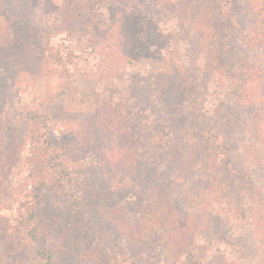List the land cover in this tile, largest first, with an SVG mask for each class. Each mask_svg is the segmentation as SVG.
<instances>
[{
	"label": "trees",
	"instance_id": "trees-1",
	"mask_svg": "<svg viewBox=\"0 0 264 264\" xmlns=\"http://www.w3.org/2000/svg\"><path fill=\"white\" fill-rule=\"evenodd\" d=\"M42 1L45 6L55 3L57 7V16L52 13L50 16L44 14L43 19L46 23L51 22V30L58 31L62 36L61 45L76 43L78 47L86 37L92 41L96 40L93 32L96 30L100 33L97 25L92 36H88L85 30L76 26V23L80 25L79 19L83 18V15L78 11H75L74 18L68 15L69 8H72L69 12L73 13L74 0H32L31 8L36 4L37 9H41L39 2ZM162 7L174 8L179 23L189 21L196 37L189 46L183 66H180L174 75H159L150 80L153 83L149 89L156 90L154 94L149 93V98L156 99L159 96L163 104L157 100L155 115L158 116H148L152 123L148 125L147 131L152 132L148 140L136 141L135 133L139 132L140 128V125L136 124H141L140 116H137L139 119L131 125L134 137H121L125 144H122L119 138L122 127L115 129L117 124H112V127L115 126V132L107 130L105 117L116 121L125 102H118L114 95L98 96L100 102L96 113L84 117L82 129L78 133L67 137L52 135L51 124L54 117L49 108L14 87L7 78V70L1 66L0 60V85L11 84L9 90L7 86H0V115L11 112L12 116L25 121L28 128L24 136L29 157L26 179L35 206L31 201L30 205L33 207L29 209V213L32 220L22 217L25 228L23 241L35 247V254L43 264H53L54 257L48 252L47 238L44 235L39 237L42 224L36 207L45 193L70 192V197L76 200L80 192L75 188L79 179L77 173L82 168L78 167L76 157L70 153V149L83 151L97 143L101 144L106 139L109 142L101 152L102 160L106 163L119 161L124 168L123 174H128L132 179L139 177L148 185V189L153 190L152 194H149V202L140 201L142 212L134 214L135 217L130 223L121 216H124L122 214L125 211L127 214L134 211L130 207L138 200L135 194L132 193V197L127 201L125 198L118 203L113 212L118 216L115 221L116 231L125 239V250L132 254L131 263L244 264L243 256L247 249L244 253L241 245L245 243L252 252L248 264H264V185L257 186L256 182L262 179L255 181L254 176L259 171L264 178V0H174L173 4L163 3ZM11 10L8 15L13 17V6ZM36 12L38 11H30L31 14ZM28 16L31 18L30 14ZM36 21L35 16L34 24H37ZM116 24L112 19L110 28H115ZM39 26H43L42 21ZM123 28L127 30L124 26L123 32ZM43 29L49 31L47 37L52 35L48 26ZM120 29L121 26H117L118 34L109 38V41H112L109 46L111 52H125L127 49L118 40H122ZM40 34L34 33V43L38 44L37 37H43ZM64 37L67 40L63 39ZM89 40L85 42H90ZM46 41L47 47L55 48L51 40L46 38ZM236 50L238 54H234ZM126 53L112 54L113 60L119 62L124 59L126 65L130 64L133 54ZM81 55L66 54V59H79ZM2 56L3 54H0V57ZM22 56L26 61L32 59L33 62H40L44 57H51L56 61H59L56 56L63 59L60 54ZM85 56L89 58L90 64L97 63L98 66L110 60L107 56L100 57V54ZM58 63L67 65V69L70 67V64L60 61ZM115 80L116 84L120 82L117 78ZM146 82L137 78L136 82L129 84L127 94L137 93L139 90L143 93V88H148ZM133 95L135 98L132 105L140 102L143 106L140 95ZM27 100L29 101L24 103ZM113 100L117 102L114 104ZM145 105H149V102H145ZM161 108L174 111V114L163 113ZM179 120L185 121L184 124H180ZM167 125L178 128V134L156 131ZM5 128V125L0 127L2 133L6 132ZM93 128L96 130L94 133ZM236 130L241 142L240 148H236L235 144L231 145V137L235 136ZM107 133H110L111 137L107 138ZM182 133H187L190 140L184 144V150L180 151L183 144ZM164 139L168 140L164 142ZM1 140L6 143L9 137L1 136ZM237 152L241 154L235 158L233 153ZM94 165L97 170L92 173L93 181L97 183V180H105L104 169L101 168L103 164L94 163L91 168H94ZM108 171L110 173V170ZM184 172L190 173L188 181L192 186L181 195L187 202H192L196 214L201 215L199 218L190 217L195 226L189 229L185 226L189 219H185L181 224L176 222L174 216H171L173 213L168 202L160 196L167 193L168 186H173L174 181L181 182L176 180H180L178 177L181 173L185 175ZM174 173L179 176L176 177ZM72 187L75 189L72 190ZM84 195L85 191L82 199L86 197ZM221 213L229 216L231 225L227 228L221 227ZM170 222H175V225H170ZM204 226L208 231V239L205 241L202 238L204 240L201 243L202 240L199 239L205 233ZM5 232L8 231L0 225V243H3L2 236ZM151 236L158 238L156 249L161 253L159 258L153 256L157 250L148 249ZM201 250L205 251V255L199 253Z\"/></svg>",
	"mask_w": 264,
	"mask_h": 264
},
{
	"label": "rangeland",
	"instance_id": "rangeland-1",
	"mask_svg": "<svg viewBox=\"0 0 264 264\" xmlns=\"http://www.w3.org/2000/svg\"><path fill=\"white\" fill-rule=\"evenodd\" d=\"M31 1L0 0V54H3L0 60L1 66L7 70V78L11 80L10 83L14 87L36 101L42 102V106L49 108V112L54 117L51 124L52 135L67 137L78 133L82 129L84 117L96 113L100 102L98 96L114 95L118 102H125L123 105L121 104L120 115L116 117V121L114 119L110 121V118L105 117L104 121L108 126L110 124V127L107 126V130H111V133L115 132L113 130L115 126L112 127V124H117L115 129H118V126L122 127V131H119V138L121 143L125 144L126 142L122 138L134 137L131 125H134L139 119L137 116H140L141 124H136L140 125L139 132L135 133L136 141L139 139L148 140L152 136V132L147 131L148 125H152L148 116H158L155 115L157 100L163 104L159 96L156 99L149 98V93L154 94V90H156L149 89L153 83L150 80L159 75H174L177 69L183 66L185 55L190 49L189 46L196 37L190 28L189 21L179 23L174 8L164 9L162 7L163 3L173 4L174 0H91L90 3L74 0L73 13L69 12V9H72L69 8L68 15L70 18H74L75 11L83 15V18L79 19L80 25L76 23V26L85 30L88 36H92L96 25L97 28H100V33L96 30L93 32L96 40L92 41L91 38L86 37L84 42L78 41L80 43L78 47H76V43L69 44V46H67L68 43L61 45L62 36L57 33L58 31L51 30V22H44V14L58 15L59 12L55 11L57 9L55 3L52 6H45L44 1L39 2V6L42 7L39 10H43L40 12L36 4L31 8ZM10 5L14 7L13 17L8 15L12 11ZM33 10L38 12L31 14L30 11L33 12ZM28 14L31 15V18ZM35 16L37 24H34ZM185 16L187 15L185 14ZM187 18L190 16L188 15ZM112 19L117 23L115 28H110ZM40 21H42V27L39 26ZM123 24L127 29L123 28L124 32L122 31ZM46 26L53 38L47 37L49 31L43 29ZM117 26H121L120 37L122 40L118 38V35L116 36L126 46L125 52L123 50L111 52L109 47L112 43L109 38L118 34ZM37 32L43 35L39 39L37 37L38 44L32 41L34 33ZM46 38L55 44V48L47 47ZM63 39L67 40L66 37ZM87 40L90 42H85ZM126 52L133 54L130 64L126 65L124 59L119 62L113 60L112 54H127ZM235 53L238 54V50ZM12 54L16 55L12 56ZM22 54H60L63 59L58 56L56 59L63 64H70V67L67 69V65H60L59 61L51 57H44L40 62H33L32 59L26 61ZM66 54L82 55L79 59L70 57L66 59ZM85 54H100V57L107 56L110 60L98 66L97 63L90 64L89 58ZM116 78L120 81L118 84H116ZM137 78L147 81L148 88H143V93H141L142 90H139L137 93L128 95L129 84L136 82ZM2 85L7 86L8 90L11 86V84L4 83ZM141 86L143 87V85ZM133 94L140 95L141 102H144L143 106L140 102L132 105L133 98H135ZM127 97L128 100H126ZM106 99L104 98V100ZM115 100H113L114 104L117 102ZM28 101H24V103ZM145 102H149V105H145ZM145 110L151 111L146 113ZM161 111L174 114V111H166L164 108H161ZM223 112L225 109L222 114ZM184 122L179 120L180 124H184ZM3 125L6 126V132L2 133L0 130V225L8 232L2 236L3 243H0V264H43L40 257L35 254V247L27 245L23 241L25 228L22 217L25 216L32 220L29 209L35 206L26 179V172L29 169L28 149L24 138L28 131L27 123L12 116L11 112H6L0 115V127ZM177 129L167 125L156 131H165L167 134L176 135L178 134ZM94 131L96 130L93 128V133ZM236 133L237 130L234 131L235 136L231 137L233 142L231 145L235 144L236 148H240L241 142ZM107 135H109L107 138L111 137L110 133ZM1 136L9 137L8 142L3 143ZM181 136L183 144H181L180 151H183L184 144L188 143L190 137L187 133H182ZM165 140L168 139H164V142ZM108 142L109 140L106 139L101 144L97 143L92 148L83 151H78L75 148L70 149V153L76 157L75 161L78 163V167L82 168L77 173L79 179L75 188L81 194L80 192L79 194L75 193L79 196L76 200L70 197L69 191L68 194L45 193L36 207L42 224L39 237L44 235L47 238L48 252L54 257L53 264H134L130 259L132 254H129L124 248L123 240L125 239L116 231L115 221L118 216L113 212L118 203L125 198L127 201L129 197H132V193L135 194L138 200L134 206L130 207L134 211L130 214L125 211L122 214L124 216H121L130 223L135 217L134 214L142 212L140 201L147 200L149 202V194H152L153 190L148 189V185L139 177L132 179L128 174H123L122 169L124 168L119 161L106 163L102 160L100 155ZM233 154L237 158L241 152ZM94 163L103 164L101 168L104 169L105 180H97V183L93 181L92 173L97 170L96 165L91 168ZM184 173L185 175L182 173L180 175L183 179L178 177L180 180H176L179 175L174 173L175 180L181 182L174 181L173 186H168L167 193L160 196L162 200L168 202L173 213L171 216H174L176 222L181 224L185 219H189L185 224L189 229L195 226L190 221V217L199 218L201 215L196 214L194 204L187 202L186 198L184 199L181 195L192 186L188 181L190 173ZM261 174L262 172L259 171L255 173V181L264 180ZM262 180L256 182V185H264ZM152 181L156 183L154 179ZM87 190L89 193L86 194ZM83 191L86 196L84 199H82ZM31 201L33 206L30 205ZM219 221L222 228L231 225L227 214L221 213ZM159 222L161 223V221ZM170 225H175V222H170ZM202 238L205 241L208 239L206 227L205 233L199 239L202 240L201 243L204 240ZM157 244L158 238L151 236L148 249L157 250ZM242 244L244 247L241 245V249H244V253L247 249L243 256L244 264H248L252 252L245 243ZM203 249L205 248L203 247ZM199 253L205 255L204 250ZM160 255L161 253L157 250L153 256L159 258ZM140 264H146V262Z\"/></svg>",
	"mask_w": 264,
	"mask_h": 264
}]
</instances>
